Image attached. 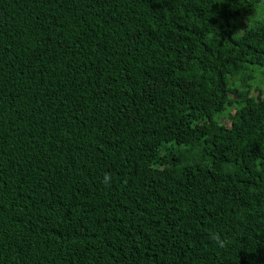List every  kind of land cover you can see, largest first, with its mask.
<instances>
[{
    "label": "trees",
    "instance_id": "16d2710c",
    "mask_svg": "<svg viewBox=\"0 0 264 264\" xmlns=\"http://www.w3.org/2000/svg\"><path fill=\"white\" fill-rule=\"evenodd\" d=\"M258 8L0 0V264H264Z\"/></svg>",
    "mask_w": 264,
    "mask_h": 264
},
{
    "label": "clouds",
    "instance_id": "9594fccd",
    "mask_svg": "<svg viewBox=\"0 0 264 264\" xmlns=\"http://www.w3.org/2000/svg\"><path fill=\"white\" fill-rule=\"evenodd\" d=\"M264 19V12H262L259 8L255 11L253 15L247 18V23L256 22ZM103 182L106 185H110L111 176L109 174H105ZM210 240L213 245H215L219 249H224L229 245V240L226 236H224L220 231H213L210 233Z\"/></svg>",
    "mask_w": 264,
    "mask_h": 264
},
{
    "label": "rangeland",
    "instance_id": "374dc122",
    "mask_svg": "<svg viewBox=\"0 0 264 264\" xmlns=\"http://www.w3.org/2000/svg\"><path fill=\"white\" fill-rule=\"evenodd\" d=\"M263 77H264V74H263ZM253 91H254V93H256V90L253 89ZM232 110H233V109H232ZM232 110H231V111H232ZM223 121H224V122H227L228 120L224 119Z\"/></svg>",
    "mask_w": 264,
    "mask_h": 264
}]
</instances>
